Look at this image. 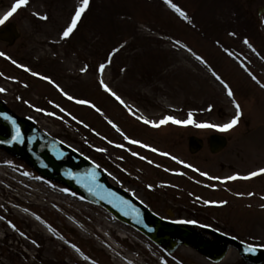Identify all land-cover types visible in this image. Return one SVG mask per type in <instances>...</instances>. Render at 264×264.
<instances>
[{
  "label": "rangeland",
  "instance_id": "1",
  "mask_svg": "<svg viewBox=\"0 0 264 264\" xmlns=\"http://www.w3.org/2000/svg\"><path fill=\"white\" fill-rule=\"evenodd\" d=\"M171 2L187 13L191 23L164 0H90L74 33L61 40L80 0H29L12 18L20 31L17 44L11 47L0 41V49L17 56L16 64L0 58V88L6 89L0 100L16 115L33 119L42 131L84 154L106 172L112 184L149 203L161 215L194 220L191 225L211 239L215 236L202 229L210 227L264 248V199L258 195L264 194V175L220 182L231 174L244 176L264 168V88L249 75L264 84V0ZM14 3L0 0V18ZM196 55L205 63L196 60ZM17 63L29 66L30 71L22 73ZM101 63H107L102 76L98 71ZM32 71L51 78L66 95ZM212 72L229 85L241 106L235 128L218 132L172 123L153 128L142 122L159 121L166 115L184 120L189 112L196 123L228 122L235 115L232 99ZM29 74L34 77L32 82ZM101 79L124 104L101 88ZM67 96L88 100L94 107L77 104ZM36 108L42 111L36 112ZM4 132L0 124V133ZM121 132L148 147L128 144ZM213 133L228 137L220 152L209 149L208 138ZM190 135L205 140L197 153L189 151ZM118 144L122 147H116ZM177 160L198 171L171 174L168 171L180 170ZM158 172L170 185L161 192L169 194L161 196L167 199L164 203L156 202L155 189L149 187L156 179L147 181ZM199 172L219 179L209 180ZM125 175L134 181L124 179ZM204 182L206 185L201 184ZM253 189L257 192L252 193ZM205 200L210 203L206 205ZM222 201L227 203L216 206ZM162 262L256 264L234 246L224 259L214 261L181 241L174 250L156 245L104 207L43 177L27 159L0 148V264Z\"/></svg>",
  "mask_w": 264,
  "mask_h": 264
},
{
  "label": "water",
  "instance_id": "2",
  "mask_svg": "<svg viewBox=\"0 0 264 264\" xmlns=\"http://www.w3.org/2000/svg\"><path fill=\"white\" fill-rule=\"evenodd\" d=\"M13 38L15 39L14 36ZM0 113H6L15 119L24 136V143H5L0 144V147L27 158L44 176L61 181L83 194L90 201L106 207L119 219L139 229L155 243L173 248L176 242L172 236L179 235L186 244L199 248L217 260L226 253L228 243H232L245 257L256 262H264V250H260L257 246H254L257 249L255 253L246 252L247 244L223 234H220L223 243H211L184 226L156 216L136 202L134 198L110 185L104 172L99 167H95L96 165L90 160L77 151H73L61 141L42 133L31 121L15 116L2 102H0ZM0 122L7 129V134H0V140H10V123L2 117H0ZM194 139L192 137L193 142ZM225 144L224 137H212L211 139L213 152L222 149ZM201 146L202 141H199L192 151L199 150ZM61 153L62 155H60ZM93 172L96 174L94 180L91 175Z\"/></svg>",
  "mask_w": 264,
  "mask_h": 264
},
{
  "label": "snow or ice",
  "instance_id": "3",
  "mask_svg": "<svg viewBox=\"0 0 264 264\" xmlns=\"http://www.w3.org/2000/svg\"><path fill=\"white\" fill-rule=\"evenodd\" d=\"M28 3H29V0H15V3L12 5L11 9L8 12H6L3 15L2 18H0V25H4L6 23V21H8L9 18L12 17L17 12L18 9H20L22 7H25ZM164 3L167 4L182 19H184V20L188 21L189 23H191V21L188 19L187 13L184 10H182L180 7H178L175 3H172L171 0H164ZM89 6H90V0H80L79 6L75 9L74 15L71 18V22L67 25V27L61 33V36H60L61 40H65V39L69 38L74 33V31L77 28L78 22L81 20L83 14L89 9ZM33 15L38 16V18L41 19V20H47L48 19V17L46 15L40 16L37 13H33ZM229 35H235V33H229ZM176 43H179V42L177 41ZM243 43L245 45H247L249 48L252 47L247 39H244ZM179 46L181 48L185 47V45H183V44H179ZM188 50L191 51L190 49H188ZM115 51H119V49H116ZM229 55H231V53H229ZM0 56H3L5 59H9V57H7L3 52H0ZM195 59L200 61V63H202V64L205 63V61L199 55H196ZM110 62H111V56L108 58V63H110ZM12 63L16 64V61L13 60ZM16 66L17 67H22V65H19V64H17ZM106 67H107V63H101L99 65L98 71L101 74V76L103 75V72H104ZM85 70L86 69H82V71H85ZM24 71L28 72L30 70L25 67ZM31 74L33 76H37L38 75L36 72H32ZM212 75L216 78L217 81H219L223 85V87L227 90L228 97L232 99V104H233V107L235 109V115L228 122L223 123V124H214V123H209V122L196 123V122L193 121V113L192 112H189L187 114V119H184V120L176 119L175 117L170 116V115L164 116L159 121H150L148 119H142L141 117H136V118L138 120L142 119V122L144 124L150 125L153 128H159L162 125H166L168 123H172L174 125H181V126L193 125L194 127L200 128V129H214L215 131H218V132H229L230 130L235 128L237 126V124L239 123V121H240V118H241V115H242L241 106L233 98V92H232L231 88L229 87V85L227 83H225L221 79V77L219 75H217L215 72H212ZM249 75L252 76V79L255 80L256 83L259 84L261 88H264V84H261L260 81L257 80L254 75H252L251 73H249ZM39 78L41 80H47V82L49 84H53V81L51 79H49L48 77H46V76H40ZM26 86L27 85H25V87ZM54 86H56V85H54ZM100 86L105 92H107L110 95H112L121 104H124V101L118 95H116V93L113 92L109 88V86L107 84H105L103 79L100 80ZM56 87H57V89L59 91L62 92V90H60L58 88V86H56ZM5 91H6V89L0 88V93H3ZM62 94H65V93L62 92ZM17 99H19V97H17ZM67 99L68 100H73V97L72 96H67ZM25 103H27V102H25ZM75 103L81 104V105L88 104L89 107H94V105H91L88 101L83 100V99H77V100H75ZM29 107H31V105H29ZM207 110L211 111V107H209ZM35 111L36 112H41L42 109L36 108ZM96 111L99 112L100 109L97 108ZM60 112H65V110L63 108H60ZM44 114L47 115V116H53L54 115V113H52V112H45ZM65 114L67 115V113H65ZM0 117H2L5 121L9 122L10 125H11V139L10 140H0V144H5V143H7V144L24 143L23 133L21 132V129H20L19 125L17 124L16 120L13 119L11 116L7 115L6 113H0ZM57 118H59V117H57ZM73 119H75V117H73ZM77 122L79 123V121H77ZM109 123L112 125L113 128H115L118 132H120V129L117 128V126L114 123H112L111 121H109ZM85 127H87V125H85ZM121 135L124 136V134L122 132H121ZM124 139L127 141L128 144H137L141 148L148 147L147 145H145V144H143V143H141V142H139L137 140L129 139L127 136H124ZM116 147H122V145L118 144V145H116ZM95 150L97 152L106 151L103 148H96ZM149 150L152 151V152H157L156 148H149ZM73 151H75V149H73ZM159 154L162 155V156L168 155V153H164V152H161ZM60 155H62V153ZM132 155L136 156L137 153L133 152ZM140 159H144V157L141 156ZM172 159H176V158L172 157ZM176 162L177 163H182L179 160H177ZM148 163H152V162L148 161ZM95 167L98 168L99 165H96ZM184 167L185 168H190L192 166L188 165V164H184ZM192 170L193 171H197V169H195V168H193ZM179 174L182 175V173H179ZM23 175L27 176V175H29V173L24 172ZM91 175H92L93 180H94L95 179V175H96L95 172H93ZM199 175L200 176H207V179H209V180L219 179L217 177L208 176L207 173H205V172H199ZM260 175H264V168H260V169H258L256 171H251L246 176L233 175V176L227 177L226 179L228 181H234V180H237V179L249 180V179H252V178L260 176ZM37 179H39V177H37ZM220 182L224 183L225 181L222 180ZM249 195L251 196L253 194L249 193ZM117 199H119V198H117ZM197 199H199V197H197ZM262 199H264V197H262ZM122 203H126V202H122ZM204 203L207 205L210 202L208 200H205ZM211 203L216 204V202H211ZM226 203H227L226 201H223V202H220V204H217L216 206H222V204H226ZM37 219H40V218L37 217ZM173 222L174 223H180V224H183V223L194 224V223H196L194 220H186V221L185 220H177V221H173ZM21 235H23V233H21ZM32 243L35 244L36 242L32 241ZM65 243H67V241H65ZM72 247L75 248V245H72ZM75 250L79 252L78 248L75 249ZM256 250H257L256 247H254L251 244L247 245L246 248H245V251L246 252H250V253H255ZM84 259L87 260L88 257L85 256ZM162 264H163V262H162Z\"/></svg>",
  "mask_w": 264,
  "mask_h": 264
},
{
  "label": "flooded vegetation",
  "instance_id": "4",
  "mask_svg": "<svg viewBox=\"0 0 264 264\" xmlns=\"http://www.w3.org/2000/svg\"><path fill=\"white\" fill-rule=\"evenodd\" d=\"M251 4H252V2H251ZM249 8H250V6H249ZM245 9H246V8H245ZM246 10H247V9H246ZM5 44H7V45H9V46L12 47V46L16 45L17 42H16L15 44H13V45H10V43H8V42H5ZM5 52H6V50H5ZM9 53H10V52H9ZM186 169H187V168L182 167L181 172L187 174ZM168 170H169V169H168ZM170 171H171V170H170ZM170 171H168V172H170ZM170 173H172V172H170ZM170 173H169V174H170ZM163 174H166V173L164 172ZM154 175H157V176L155 177ZM128 178L132 179L131 177L125 175V178H124V179H128ZM152 178H153V179H156L157 182L150 183ZM131 181H134V179H132ZM147 181H149V183H150L149 186H152V187H154V189H155V191H152V195L155 197L154 199H156V202H157V203H164L165 201H167V199H162L161 196H162L163 194H164L163 196H167L166 194H168V193H166V192H168V191H164L163 194H161V192L163 191V189L167 190V189H168L167 186H170V185H168V184L166 183V180L163 179V177H162V173H161V172H158V173H156V174H153V176H152L151 178H149V177L147 178ZM162 185H164V186H162ZM139 189H141V187H140ZM149 189H150V188H149ZM143 190H144V189H143ZM168 195H169V194H168ZM148 204H149V203H148ZM180 211H181V210H180ZM180 211L177 210L176 212H180Z\"/></svg>",
  "mask_w": 264,
  "mask_h": 264
}]
</instances>
